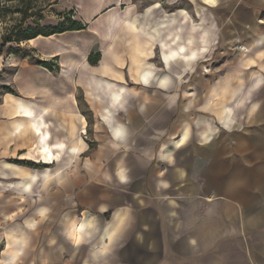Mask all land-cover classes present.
Here are the masks:
<instances>
[{"label":"crops","instance_id":"1","mask_svg":"<svg viewBox=\"0 0 264 264\" xmlns=\"http://www.w3.org/2000/svg\"><path fill=\"white\" fill-rule=\"evenodd\" d=\"M57 12L71 13L86 28L21 44L34 60L55 62L56 71L8 50L0 55V159H6L0 161V189L29 198L39 189L60 188L59 195L49 194L41 204L68 210L63 239L76 246L92 233L99 238L89 256L79 249L66 264H264V239L248 245L223 235L220 242L209 222L199 223L195 162L200 155L210 159L206 179L226 182L224 197L236 199L243 215L254 210L260 216L256 229L264 227L262 208L252 204L248 210L246 203L264 197V167L257 166L249 179L242 177L231 192L230 157L222 158L230 154L227 142L216 140L212 126L193 130L190 115L182 113V92L192 88L177 83L189 69L177 54L169 67L163 57L166 45L184 44L187 53L189 45L198 49L193 27L200 26L208 32L207 59L211 45H222L214 61L230 56L229 44L234 51L247 42L256 45L254 62L264 65V23H258L264 0H61ZM91 53L100 55L96 64L88 62ZM140 65L148 83L137 81ZM254 81L249 95L262 83ZM112 91L120 93L115 103ZM80 92L93 117V149L84 138L88 124L77 100ZM246 99L239 97L238 111ZM253 106L248 115L259 118L262 112ZM106 108L111 115L104 114ZM253 146L264 150V139ZM252 181L257 188L249 187ZM219 202L216 212L229 216V204ZM107 215L109 221L103 222ZM32 226L29 220L27 227ZM28 228L8 233L4 264L34 242Z\"/></svg>","mask_w":264,"mask_h":264},{"label":"rangeland","instance_id":"2","mask_svg":"<svg viewBox=\"0 0 264 264\" xmlns=\"http://www.w3.org/2000/svg\"><path fill=\"white\" fill-rule=\"evenodd\" d=\"M60 1L61 0L37 1L34 4V13L32 17L27 20L24 29L27 26L34 31L53 29L62 23L65 26V19L67 17H72V15L68 16V13L62 14L57 12ZM182 14L185 15L184 12H182ZM259 21H262L261 25H263L264 12L261 13L258 23ZM193 29H197L196 31L199 35L198 49H196V45H189V53H187L184 44L176 43L170 46L166 45V50L168 52L163 55V57L167 60L166 66L169 67V59L172 58L174 54H177L179 58H182L183 67L189 69L186 73L189 76H186L183 81H178L177 83H182V89H185L186 85L192 88L182 92L184 101L182 102L183 112H181L186 117L190 115L188 118L192 122V127H194L193 130H197L196 126L199 128V131L212 126V129H214L216 133V140L221 137L227 142L226 146L230 148V154H226L222 156V158L225 159L230 157V161L227 162L230 165L229 174H231L232 177L235 176V179H231L233 183L230 184L231 192H233L236 189L234 185H237L242 177L245 176L246 179H249L255 173V168L257 166L261 165L264 167V150H256L253 146L259 139H264V72L261 73L260 70V67H264V65L254 62L256 45L255 43L247 42L245 45H236L234 51L229 49L230 47L232 48L231 44H229L226 50L232 51L230 56L228 58L222 57L214 61L212 59L218 58L214 54L222 45H211L209 47L211 48L213 46V55H209L211 59H207L208 56L205 57V53L208 50L206 42L208 32L205 28L200 26H198V28L193 27ZM219 31H221V29H219ZM1 32H3V30L0 29V36ZM185 35L186 28H184V36ZM176 41L177 40H172L173 43ZM215 41H217V39ZM24 42L25 41H17L9 43L5 45L3 52L8 50L13 55L19 56L22 59H27V56H29L28 60L32 61L34 58L31 57V52L21 46ZM190 42L191 40L189 38V44H192ZM263 47L264 45L262 48ZM196 50L199 53L200 59L205 57L203 60H198L199 58H197ZM175 63L178 62L175 61ZM138 67L140 74L137 76V81L148 83L145 76L141 74L143 72L141 65ZM261 78L263 79L261 80L262 83L260 82L261 85L259 90L252 92L250 95L247 94L246 91L252 82L255 79L258 81ZM195 89L198 90L195 91ZM119 96V92L112 91V102H117ZM239 97H246L248 99H246L245 106L241 108L240 111H238L239 107L237 103ZM82 98V93H78L77 100L78 103L80 102V106L88 124L84 138L90 149H93V117L88 108L84 106V104L82 105ZM253 104H256V113L262 112L259 118L248 115L251 105ZM177 113H180L178 109ZM104 114L111 115V110L108 108L104 109ZM210 119H214V121ZM221 119H224L225 123H223ZM220 127L229 131L222 130ZM200 156L202 157L196 159L197 162H195L197 170H195L197 173L196 185L198 187L195 200L198 202L197 210L199 213V223L202 224L205 220L209 222L211 225L208 227L215 230L214 232L216 234L221 235H216V239H220L223 235H226L228 238L224 239L226 241L230 240L233 242L242 238L248 245L257 244L258 241L264 239V227L260 229L255 228L260 224V221H257L260 219V216L254 215V210L247 211L248 213L243 215L236 199L233 197H224L222 192L223 189H226V185L224 186L226 182L222 183L217 180H215L216 182L207 180L206 171L210 159H207L203 155ZM3 160L6 159H0V161ZM249 187L255 189L258 185L252 181ZM59 190L60 188L54 187L49 189V192L42 193L39 189L36 193V197L27 198L17 197L11 192H5L0 189V201L4 207V210L0 212V264H4L3 253L6 248L8 233L14 232L16 229L19 230V228H28L27 223L29 220L33 221V226L28 229L34 231V242L29 243L11 264H66L68 261L72 263L79 253V249L82 255L85 253H87V256L90 255V251L99 241L98 235L93 233L88 235L84 242L81 240L80 245L75 246L73 244L74 241L69 243L67 240H64L62 236V224H64L62 218L64 212L68 210H58L61 208V204L58 205L55 203L56 207L41 204V201L46 199L49 194L59 195ZM219 201H224L226 205L229 204L232 209V213H230L229 216H221L216 212L218 208H221L219 207L221 204ZM252 204H255V207L262 208V214L264 216V197L257 198V200L254 201L247 200V209ZM41 208L44 209L43 214L39 213ZM92 214L94 213L92 212ZM109 216L110 215L105 216L102 221H109ZM74 218L75 220L78 218L76 217V213H74ZM244 225H246V233L243 232ZM238 227H241L240 232ZM227 228L229 230L226 234ZM207 231H209V229ZM222 241L223 238L220 242ZM198 256H206V254L199 253Z\"/></svg>","mask_w":264,"mask_h":264},{"label":"trees","instance_id":"3","mask_svg":"<svg viewBox=\"0 0 264 264\" xmlns=\"http://www.w3.org/2000/svg\"><path fill=\"white\" fill-rule=\"evenodd\" d=\"M39 0H0V29L1 32V44L0 55L3 52L5 45L17 41H29L38 36H50L54 34H60L65 31H79L84 30L86 25L82 22L74 19L73 17H67L65 19V26L61 25L53 29H42L34 31L29 26L24 29L26 22L30 19L34 13V4ZM68 13V16H71ZM29 58V56H27ZM100 58L99 53H91L88 57L90 64H96ZM34 64L47 68L50 71L57 70V64L54 62L50 65L47 62L41 60H32ZM7 92L15 94L10 88L5 87ZM16 164H27L30 168H37L36 163L16 161Z\"/></svg>","mask_w":264,"mask_h":264},{"label":"bare ground","instance_id":"4","mask_svg":"<svg viewBox=\"0 0 264 264\" xmlns=\"http://www.w3.org/2000/svg\"><path fill=\"white\" fill-rule=\"evenodd\" d=\"M261 80H262V79H259L258 81L255 80L254 82H255V83H260ZM251 87H252V86H251ZM251 87H250V88H251ZM252 88H253V87H252ZM251 93H252V92H251ZM242 103H243V102H242L241 100L238 102V107H239V108H240V105H242ZM253 105H254V106H253V108H254V107H255V104H253ZM251 110H253V109H251ZM253 112H254V111H253Z\"/></svg>","mask_w":264,"mask_h":264}]
</instances>
